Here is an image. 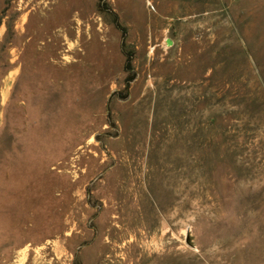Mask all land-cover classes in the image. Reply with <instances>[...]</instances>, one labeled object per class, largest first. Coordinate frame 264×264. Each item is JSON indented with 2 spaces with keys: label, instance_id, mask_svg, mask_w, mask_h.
Returning a JSON list of instances; mask_svg holds the SVG:
<instances>
[{
  "label": "rangeland",
  "instance_id": "rangeland-1",
  "mask_svg": "<svg viewBox=\"0 0 264 264\" xmlns=\"http://www.w3.org/2000/svg\"><path fill=\"white\" fill-rule=\"evenodd\" d=\"M0 264H264V0H0Z\"/></svg>",
  "mask_w": 264,
  "mask_h": 264
},
{
  "label": "water",
  "instance_id": "water-1",
  "mask_svg": "<svg viewBox=\"0 0 264 264\" xmlns=\"http://www.w3.org/2000/svg\"><path fill=\"white\" fill-rule=\"evenodd\" d=\"M166 43L171 45L172 44V40L171 39H166Z\"/></svg>",
  "mask_w": 264,
  "mask_h": 264
}]
</instances>
